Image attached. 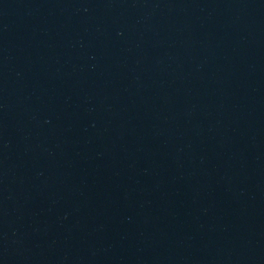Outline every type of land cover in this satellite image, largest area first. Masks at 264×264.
<instances>
[{"label": "water", "instance_id": "1", "mask_svg": "<svg viewBox=\"0 0 264 264\" xmlns=\"http://www.w3.org/2000/svg\"><path fill=\"white\" fill-rule=\"evenodd\" d=\"M0 264H264V0H0Z\"/></svg>", "mask_w": 264, "mask_h": 264}]
</instances>
